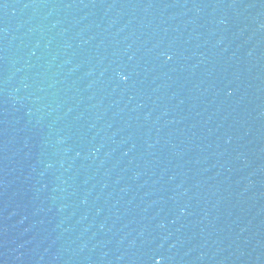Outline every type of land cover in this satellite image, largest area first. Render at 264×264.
<instances>
[{"label": "water", "instance_id": "1", "mask_svg": "<svg viewBox=\"0 0 264 264\" xmlns=\"http://www.w3.org/2000/svg\"><path fill=\"white\" fill-rule=\"evenodd\" d=\"M0 264H264V0H0Z\"/></svg>", "mask_w": 264, "mask_h": 264}]
</instances>
